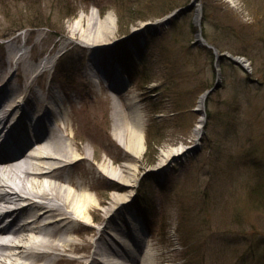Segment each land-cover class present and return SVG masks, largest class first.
Masks as SVG:
<instances>
[{"label":"rangeland","instance_id":"374dc122","mask_svg":"<svg viewBox=\"0 0 264 264\" xmlns=\"http://www.w3.org/2000/svg\"><path fill=\"white\" fill-rule=\"evenodd\" d=\"M192 1L0 0V70L24 88L8 105L27 103L36 90L50 105L57 99L76 121L67 136L73 156L85 158L71 177L83 181L84 167L97 168L87 177L95 207L74 235L78 249L66 256L74 261L57 264L87 263L114 206L123 220H142L153 264H264V0L197 1L203 38L247 69L226 57L217 65L214 52L196 42L199 6L186 8ZM94 11L95 23L109 30L107 43L96 46L82 40ZM80 20L82 31L72 38ZM13 44L14 61L5 65ZM20 56L35 68L28 76ZM116 74L125 82L113 86ZM217 80L220 87L196 111ZM132 100L145 119L139 159L115 134L118 116L130 119ZM115 101L122 112L114 113ZM94 116L100 125L91 127ZM181 145L198 146L158 171L163 153ZM129 164L138 170L127 188L104 168L127 174ZM123 192L127 203L116 206L114 196ZM116 222L103 236L107 254L120 248Z\"/></svg>","mask_w":264,"mask_h":264},{"label":"bare ground","instance_id":"6f19581e","mask_svg":"<svg viewBox=\"0 0 264 264\" xmlns=\"http://www.w3.org/2000/svg\"><path fill=\"white\" fill-rule=\"evenodd\" d=\"M95 18H97L96 11L93 12L89 29L84 31L85 34L83 33L82 37L83 41L93 46L107 43V34H109L107 27L95 23ZM81 27L80 20L71 30L72 38L78 34V31H82ZM17 48L16 44L9 45V55L6 61L4 60L5 65L13 63ZM19 64L24 65L26 76L35 69L23 56L19 57ZM44 73L45 71L41 75ZM3 75V71L0 70V80L4 78V81L0 83V202L17 205L12 211L15 216L14 222H25L18 228L1 226L0 235H7L11 244H0V264H38L41 259H44L42 264H57L58 261L63 260L74 261L66 256L69 252L78 249V242L74 235H78L82 227L86 226L89 220L87 215L95 207V197L90 193L93 185L87 182V177L97 168L93 165L90 168L84 167L81 173L84 177L83 181L72 178L71 168L85 159L82 156H73L71 145L67 141L69 132L76 129V121L70 116L67 117L66 107L61 106L57 99L50 105L45 100L47 97L37 90L32 91V98L23 106L18 103L19 101L8 105L7 101L24 91L22 90L24 88L14 87L10 84L9 75L6 77ZM94 81H98L97 77H94ZM116 81H118L117 78ZM114 98L117 96L115 95ZM22 99L21 101L24 102ZM129 104L132 106L130 119L125 115L123 118L118 116L117 121L121 127H117L115 134L125 150L139 159L144 152L145 119L136 101L132 100ZM5 105L10 108L5 110ZM120 111L122 112V109L115 101L114 113ZM45 118L49 121L44 120ZM89 125L91 127L100 125L97 116L89 118ZM35 126L36 129H34ZM31 127L40 135L34 134L32 143L25 149L21 148L23 150H20L21 153L18 155L17 153L9 155L8 152L25 140L23 134L27 132V128ZM202 127L203 118L196 128L198 137ZM32 130L29 131L32 132ZM4 135L5 141L2 142ZM188 151L189 148L185 145L165 151L157 169L166 167L169 161L185 155ZM130 165L126 167L130 169L127 174L116 171L111 165L104 168L112 178L118 179L127 188L133 187L137 181L138 168ZM127 198L126 192L115 195V205H125ZM120 208L114 206L110 209L108 223L110 226L104 225L98 230L100 233L98 239L103 245H100L91 255V262L89 260L87 262H90L89 264H135L138 260L143 264H153V254L150 248H147L146 241L140 238L142 220L131 214L128 216L130 225L127 226L121 212H118ZM116 217L121 221L122 226L121 235L113 236L120 247L114 248L117 253L116 256L114 252V256L113 252L110 254L104 252V245L108 238L104 239L103 236L109 233L108 228L112 231L118 228ZM93 238L90 241L92 243ZM102 258L104 263L100 261Z\"/></svg>","mask_w":264,"mask_h":264},{"label":"water","instance_id":"95a60500","mask_svg":"<svg viewBox=\"0 0 264 264\" xmlns=\"http://www.w3.org/2000/svg\"><path fill=\"white\" fill-rule=\"evenodd\" d=\"M199 10H200V9L198 8V9H197V13H198V14H199ZM198 14H197V17H196V18H197V19L199 18V25H200V24H201V21H200V17L198 16ZM197 42H198V43H201V44H203V45H207L209 48H211V49L214 50L215 55H216L217 57L219 56V55H218L219 51H218L214 46H212V45H208V44L203 40L201 30H199L198 33H197ZM221 55H225V56L228 57L230 60L234 61L235 64H237V65H241V66L244 67V65H243V59H242V58H240V57H233V56H231V55H227L226 53H225V54H221ZM217 88H219V83H217L212 89H210V90H208L207 92H205V93L202 95V97H201V101L204 102L205 99L208 97V95H209L211 92L215 91Z\"/></svg>","mask_w":264,"mask_h":264},{"label":"trees","instance_id":"16d2710c","mask_svg":"<svg viewBox=\"0 0 264 264\" xmlns=\"http://www.w3.org/2000/svg\"><path fill=\"white\" fill-rule=\"evenodd\" d=\"M130 27H132V25L129 26V28H128V32H129ZM20 29H22V28L18 26V30H20ZM148 156H149V155H148ZM148 156H147V157H148ZM154 163H155V162L153 161V162H151L149 165H153Z\"/></svg>","mask_w":264,"mask_h":264}]
</instances>
